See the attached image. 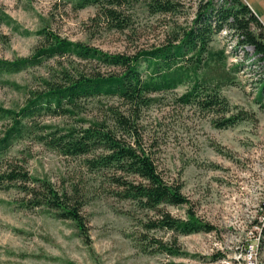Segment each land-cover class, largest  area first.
<instances>
[{"label":"rangeland","instance_id":"1","mask_svg":"<svg viewBox=\"0 0 264 264\" xmlns=\"http://www.w3.org/2000/svg\"><path fill=\"white\" fill-rule=\"evenodd\" d=\"M146 1L131 0L126 5L127 27L119 30L105 20L95 21L98 9L94 6L76 10L57 0H0V14L13 19L10 25L0 19V58L13 61L32 56L43 44L39 35L43 29L110 54L150 51L168 44L175 28L190 25L199 2L180 0L183 7L178 14L163 15L150 13ZM243 1L264 24V0ZM235 42L224 31L212 43L215 50H226L227 68L235 78L222 89L231 104V112L223 116L245 111L252 115L250 120L218 128L222 115L177 102L191 87L186 83L153 94L156 101L143 112L141 121L145 140L156 146L155 158L165 179L183 184L197 215L215 227L212 232L180 236L183 250L191 256L143 253L133 237L137 223L126 213L134 210L131 203L104 193V188L98 187L99 179L86 172L79 158L21 144L16 150L27 147L32 151L28 167L33 176L48 178L58 187L76 185L89 190L90 200L83 214L91 244L84 241L72 221L61 220L45 209L27 210L21 207L18 191L0 188V264H264V89L261 96L259 83L263 70L256 67L253 56L246 59ZM59 63L79 66L89 73L109 71L96 62L82 63L76 58L46 60L0 79V106L23 107L26 90H40V79L60 70ZM115 103L116 99L103 97L99 106ZM98 109L95 102L87 107L86 114L96 116ZM78 118L45 117L42 121L79 126ZM2 129L0 124V132ZM17 154L14 151L12 156ZM168 210L176 217H186L185 207ZM156 235L166 241L172 236L167 232Z\"/></svg>","mask_w":264,"mask_h":264},{"label":"trees","instance_id":"2","mask_svg":"<svg viewBox=\"0 0 264 264\" xmlns=\"http://www.w3.org/2000/svg\"><path fill=\"white\" fill-rule=\"evenodd\" d=\"M57 1L70 4L76 10L94 6L98 9L95 21L105 20L119 30L127 27L124 9L131 0ZM146 2L152 14L176 15L183 7L180 0ZM0 19L6 25L13 21L5 13L0 14ZM224 31L235 38L246 59L253 56L256 67L263 70L259 79L262 96L264 24L243 0H199L192 23L175 28L168 44L135 55L106 53L43 29L39 32L43 44L32 56L13 61L0 58V79L39 66L46 60L63 58L96 62L109 70L89 73L79 66L59 63L60 70L40 79V90H26L23 107L0 106L3 126L0 188L18 191L22 195L21 207L27 210L45 209L61 220L72 221L90 245V228L83 214L90 200L89 190L86 192L76 185L58 187L48 178L33 176L28 167L32 151L27 147L16 148L21 144L39 145L65 158H79L86 172L99 179L98 187L104 188V193L133 205L134 210L126 213L137 223L133 237L143 253L191 256L183 250L180 236L212 232L215 227L197 215L183 192V184L165 179L155 158L156 146L145 140L141 121L143 112L156 101L153 94L175 90L186 83L191 87L177 102L222 115L218 128L232 127L252 118L245 111L223 116L231 112V104L222 95V89L235 78L227 68L226 50H215L212 43ZM5 83L23 89L15 83ZM103 97L116 99L118 103L99 106ZM95 102L99 107L97 115L86 114L87 107ZM45 117H79V126L46 124L42 121ZM14 151L18 154L12 156ZM169 207H185L186 217L174 216ZM262 231L264 235V228ZM158 232L172 236L166 241L156 235Z\"/></svg>","mask_w":264,"mask_h":264}]
</instances>
